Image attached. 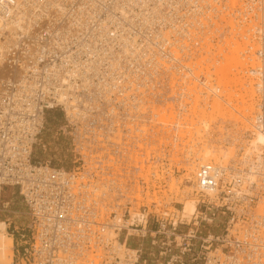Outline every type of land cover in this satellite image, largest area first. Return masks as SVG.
<instances>
[{
  "label": "built area",
  "instance_id": "2783aa9c",
  "mask_svg": "<svg viewBox=\"0 0 264 264\" xmlns=\"http://www.w3.org/2000/svg\"><path fill=\"white\" fill-rule=\"evenodd\" d=\"M117 1L127 0H58L38 16L31 5L14 16L23 19L11 25L17 33H0V43L9 44L0 47V193L17 187L30 218L22 233L8 223L17 242L12 264H264V207L256 204L264 201V160L259 164L254 157L253 168L244 169L251 178L227 181L214 166L203 165L196 175L198 205L191 222L184 220L183 209L157 200L151 187L170 178L172 164L199 160L202 94L218 96L223 90L215 93L207 69L218 67L213 83L233 84L231 74L230 80L219 77V60L208 61L206 49L225 44L227 37L238 40L244 56L255 61L243 72L263 67L264 0H138L114 9ZM102 3L94 17L93 8ZM25 21L31 24L24 26ZM100 26L122 62L113 67L102 56L98 64L89 63L99 70L85 71V81L69 70L84 69L93 58L90 45L82 47L81 41ZM120 35L135 48L123 50ZM41 47L47 54L36 61L30 51ZM72 53L77 61L65 62ZM12 69H20L18 77L11 76ZM99 80L104 91L95 87ZM256 89L255 123L264 112L259 80ZM62 90L68 99L60 96ZM183 106L191 109L188 118ZM57 109L65 115L61 129L72 137L70 168L34 157L47 116ZM174 117L184 124H173ZM241 180L250 183L249 190L235 193L230 185ZM219 208L229 215L224 232L202 235L201 222L214 220L203 217L204 211Z\"/></svg>",
  "mask_w": 264,
  "mask_h": 264
},
{
  "label": "rangeland",
  "instance_id": "374dc122",
  "mask_svg": "<svg viewBox=\"0 0 264 264\" xmlns=\"http://www.w3.org/2000/svg\"><path fill=\"white\" fill-rule=\"evenodd\" d=\"M239 32V30H235L234 33ZM227 35V34H225ZM223 40L224 39H220ZM231 38H226L225 44H223L222 41L218 42L216 44V47H208L206 50L207 54V60L213 61L216 59H219V52L221 49L224 50L225 53H227V56L231 55L232 53L234 56H236L240 61L235 62L233 66L229 67L226 66L224 72L231 74L233 76V84L231 86L225 87L222 86L219 88V81L217 83H213L212 78L217 77V74L212 75H206L205 77L209 80V84L212 85L211 87L213 89H216V94H218L217 89L223 90L220 92L218 96H214L212 94H204V97L202 98V104L204 106L200 107V112L202 113V117L200 118H206L209 122L208 125L204 124V119L201 120L202 122V131L201 134V141L203 142V148H201L199 151L198 147H194L193 150L197 151V157L199 160L190 162L188 164H172V171L170 178L160 181H156L155 183H152L151 187L156 188L153 194L155 198L158 200H165V202L170 203L171 209L179 208L183 209V200L186 198L187 191H190L192 194V197L195 199L197 196L195 195V189L196 183L191 176L193 174H190V169L192 166L193 168L200 167L201 164H203V161L205 159H209L212 156L205 153L204 147L209 145L213 149H215L218 154L222 152H227V158H223L222 161H216L213 164H224L228 167L238 166L240 167H246L253 168V158L258 157L257 151L251 152L248 156V160H246V153L247 149L251 146V143H259L261 141L259 136V131H256L254 128L256 126L255 124V115L258 110V93L256 89V80L250 72L247 70L245 73L242 71L243 68H246L249 63L253 64V61L250 62L248 58L245 55L244 49L245 47L240 44L238 40L231 41ZM226 44H228V47H225ZM236 47V48H234ZM236 49V51L234 50ZM238 52V53H237ZM230 53V54H229ZM243 53V55H242ZM246 57V58H245ZM244 60V61H242ZM241 62H243L242 69L240 67ZM225 65V62H223ZM255 64V63H254ZM239 70L241 72L239 73ZM224 72L222 73L224 76ZM225 73V74H226ZM219 77H221V75ZM255 80V81H254ZM253 82V83H252ZM253 85H252V84ZM253 87V88H252ZM249 88H252L254 91L253 98L252 94L247 96L248 105H251V109L247 112L239 111L237 112L234 108L229 106V101L232 100V104L234 106H242V101H238L237 98L240 99V97L243 94H247V91ZM202 91V90H201ZM231 91L234 94L231 96ZM235 91V92H234ZM204 92V91H203ZM241 94V95H240ZM200 98V97H199ZM218 100V101H217ZM223 100V102H222ZM198 99L196 100V103ZM217 101V104L221 106V109H216L218 106L215 105ZM219 102V103H218ZM222 102V103H221ZM219 106V107H220ZM216 107V108H215ZM218 107V108H219ZM203 110V111H202ZM200 113V115H201ZM65 122V115L61 110H51L48 114L47 121L45 124V128L43 133L41 134V141L35 148L34 151V157L37 159H51L52 163L54 165H60L64 166L65 168H70L73 166V162L71 160V143H72V137H70V134H65L63 130L61 129V126ZM43 144L46 145V148L43 147ZM264 149V148H263ZM191 150V149H190ZM204 150V151H203ZM206 154V155H205ZM264 156V154H262ZM241 158V160H240ZM204 159V160H203ZM248 162V163H247ZM205 163V162H204ZM180 170V173L177 172V169ZM183 169H186V173H183ZM232 170V169H231ZM239 170H236L234 172H238ZM190 174V176H189ZM172 177L174 178V181L172 180ZM237 178V177H235ZM171 181H173V184ZM237 185V186H236ZM248 185V187H247ZM250 183L248 181H240L239 184H236L235 181L231 183L230 189L234 190L236 193V190H242L241 191H248L249 190ZM173 187V189H171ZM247 187V188H246ZM158 190V191H157ZM160 190V191H159ZM184 196L182 197V195ZM157 196V197H156ZM238 200L234 199L233 202L236 203ZM230 203V202H229ZM256 203V202H255ZM258 204V209H261L264 207V201L256 203ZM5 205L6 208L4 207ZM225 209L219 208L204 211L203 217L208 218H214L213 221L210 222V220H203L200 225V229L205 233L212 232L214 234H221L224 232L227 222L229 219L228 213H223ZM213 212H215V215H213ZM184 216V220L186 222H191V219L193 218V214L190 218L186 217L184 213H182ZM7 220V227L8 223L11 222V230L17 227L16 229L19 230L20 233L23 232L22 228L26 227L27 224L30 221L29 215L27 214V206L20 195V192L17 187L13 186H7L4 188L0 193V220ZM189 219V220H188ZM192 223L189 225H183L182 228L184 230H187V228L191 227ZM10 234H12V231H9ZM19 233H15V238L19 237ZM14 247H17V242H14ZM15 251V250H14ZM16 253V251H15ZM14 253V254H15Z\"/></svg>",
  "mask_w": 264,
  "mask_h": 264
},
{
  "label": "bare ground",
  "instance_id": "6f19581e",
  "mask_svg": "<svg viewBox=\"0 0 264 264\" xmlns=\"http://www.w3.org/2000/svg\"><path fill=\"white\" fill-rule=\"evenodd\" d=\"M11 1H12V3L10 2V0H0V29H1L0 30V33L4 29H5L4 32H7V29H8L11 34L17 33V29H14L13 26H11V25H16V24L19 25L22 22L23 19L19 20L18 18H14V16L17 13H20V10L19 9H22V11H23L26 7H30L31 5H34L35 6L34 15L38 16V14H40L41 12L48 11L50 7H52V6L56 5V4L59 5L58 0H34L35 2H31L30 0H11ZM127 1H128L129 4H131V2H137L138 0H127ZM127 1H124V2H127ZM124 2L123 1L122 2H118L117 1V3H114L113 4V8L114 9H117L119 7H124L125 6ZM39 4H42L43 5V7L40 8V11L37 10L38 7H39ZM142 4H144V3L142 2ZM102 5H103V3L100 4V5H97L96 8L95 7L93 8V12L92 13L95 12L94 13V17H96L98 15V8H102ZM61 9L64 10V8H61ZM122 14H123L124 17H127L128 11L122 9ZM60 16H62V15L59 14L58 18ZM6 17L11 18L10 21H7L6 22L5 21V18ZM118 20L122 24V29L123 28L125 29L126 27H125L122 19H120V17H118ZM153 21H154V18L151 20V23ZM4 23H5V25H4ZM26 24H29L30 25L31 22L30 21H25V23L23 25L25 26ZM3 25H4V27H2ZM104 28L105 27H103V26L94 28L91 32H89V34L87 36V39H86V42L83 43V40L81 41L82 44H83L82 47H87L88 45H90L88 47V49H89L88 51H89V53H93L94 56H93V58L89 59V61L84 62V64H85L84 69L80 68L79 65H76L75 67H73L72 69H70L69 71L72 72V75L73 76L78 77V76L83 75V77H84V79L86 81L89 78V76L87 74H83L85 71L88 72V71L91 70V71L97 72L99 70V66H94V65L93 66H90L89 63H91V64H98L99 61H103L104 60L102 58V56L104 58H106V60H111L113 62V64H112L113 67H115L117 61H118V63L122 62V57L120 56V53H119L118 49L116 47H113V45H114L113 42L114 41L112 40V38H108L103 33V29ZM149 36H150V34H148V37ZM76 37H77L78 40L81 39V38L78 37V35H76ZM205 37H207V35H205ZM117 38H121L122 43H123V45H122L123 46V50H126V49H128L129 47L132 46L131 44H129V42L127 40V36L120 35V37H117ZM101 40L107 41L108 45H106V46H99L97 43L100 42ZM7 44H8V42H6L4 40V41H2L0 43V47H2V49H5L9 45V44L8 45ZM59 45H60V43H59ZM41 48H42L41 51H39L38 49H35L34 51H32V50L30 51V55H32V57L34 59H36V61H39V59H41L42 57H44V55L47 54V51L44 50L43 47H41ZM131 48L134 49L135 47H131ZM234 48H236V47H234ZM236 49L235 50L233 49V50L236 51ZM224 50H226V49L223 48L219 52V56H220L219 59H218L219 60V70H220L219 75L222 74L224 72V70H226L225 69L226 66L231 67V66H233V64L235 62H237V61L239 62L240 61L238 59L239 57L237 58L236 56H234L233 52H231L232 53V57H231V55L230 56L229 55L227 56V53H225ZM221 56H223V57L221 58ZM70 60L71 61L73 60L74 62L77 61L73 57V53L70 54V57H69V54L66 55L65 62L70 61ZM36 61H34V62L32 61V62H29V63L36 64L37 63ZM242 61H244V60H242ZM223 62H225V65L223 64ZM254 63H255V61L253 60V64L252 65H254ZM3 65L4 64L0 63V71H1ZM242 66H244L243 65V62H241V64H240L241 69H242ZM215 68H216V70H215ZM215 68L214 69L208 68L207 69V75H212V74H217L218 75V67L215 66ZM51 71H52V69H50V68L47 69V72L50 73ZM240 72H241V70H239V73ZM19 73H20V69H12L11 76L18 77L19 76ZM98 73L95 74V76L98 77ZM225 73L226 72H224L225 77H227V79L230 80V78H228V75L229 74L228 73L225 74ZM28 74H29L28 65H26V67H25V75H28ZM250 74L252 75V77H254L255 80H259V83L261 81V83L263 84V90L262 91H263V96H264V65H263V67L260 68L259 71L258 70H253V71H251ZM222 76H223V74L221 75V77ZM219 86H220L219 88H221L222 86H225V87H228L229 88L231 85H230L229 82L226 83V82L219 81ZM95 87H96V89H98L100 91H104L105 90V83H103L101 80H99V81L96 82ZM252 88H249L248 91H247V94H243L240 97V99L237 98L238 101H240V100L242 101V103H243L242 106H240V107L238 105L237 106H234L232 104V100L229 101V106H231L232 108H234L237 112L243 111L245 113V112L249 111V109H251L252 107H251V105L250 106H246V105L249 104L248 103V100L249 99H247V96L249 95V91H250V95L252 93L254 94V91H253ZM200 92L203 93V91H200ZM232 92L233 91H231V96L234 95ZM59 94H60V96L62 98H67L68 99V95H69L68 92L62 90ZM253 94H252V98H253ZM194 95H196V93L193 92L190 96L192 97ZM197 95L198 96H201L199 94H197ZM202 95H204V94H202ZM248 97H250V96H248ZM56 101L58 103H63V101L61 100L60 97H58ZM66 101L67 100H65L64 103H66ZM217 101L215 103L216 106H218ZM194 102H195L194 99H191L190 100V103L191 104H194ZM222 102H223V100H222ZM246 103H248V104H246ZM51 105H54V104L51 103ZM219 106H220V104H219ZM221 106L219 108L218 107L217 108L215 107V108L220 110L221 109ZM186 110L188 112V114H187L186 117L188 118L190 116L189 113H190V110L191 109L188 108V106H183V112L186 111ZM261 112H262V110L260 109L259 113H261ZM201 120L204 121V124L203 125H208L209 124V122H208V120L206 118H201ZM176 121H178V120H176V117H174L173 120H172V123L173 124H176V123L178 125H183L184 124L183 122H181L179 124ZM142 124L145 125L146 124V121H143ZM255 124H256V126H255L254 129L256 131H259L260 132L259 133V136H260L261 141L259 143H256V144L255 143H251V146L247 149V153H246V156L245 157H246V160H248L249 159L248 158L249 154L251 152H256L257 151V156L261 160L259 162V164H260L264 160V156L262 155L263 154L262 152H264V149H263L264 148V112L258 115V117H257V123H255ZM177 139H178V137H177ZM204 150H205V153H207V154L209 153L208 155H211L212 157L209 158V159H205V160L203 159L204 160L203 161V164H201L200 167L193 168L194 166H192L191 168H189L190 169V174H193V176H191L190 178L193 177V179H194V181L196 183V187H197V178H196L197 171L203 165H212V166H214L215 169H216V172L218 173V177H219V175H221L225 181L230 180L231 177H240L241 179H246L248 177H250V178L252 177L251 176V175H253L252 172H250V171L249 172H244V169L247 170L248 168H245L244 167L241 170H239L238 172H234L227 165H224V164H213L216 161H222L223 158H227L228 157L227 156V152H222L219 155L218 152L215 149H213L211 146H209V145L205 146L204 147ZM197 157H199V156H197ZM256 166L258 167V164ZM190 174H189V176H190ZM172 180L174 181V178L173 177H172ZM173 181H171L172 183H170V184H173ZM247 187H248V185H247ZM171 189H173V187ZM241 190H242V188H241ZM191 194L192 193L190 191H187L186 198H184V200L182 201L183 204H184V206H183V213L188 218H190L192 216V214H194L196 212L197 205H198V199L197 198L195 199L194 197H192ZM207 194L213 195V194H211V192H207ZM154 195H157V194H154ZM183 196H184V194L182 195V197ZM14 253H15V251H14V238L10 234V232L8 231L7 222L5 220L1 219L0 220V263L12 264V262L14 261V255H15Z\"/></svg>",
  "mask_w": 264,
  "mask_h": 264
}]
</instances>
